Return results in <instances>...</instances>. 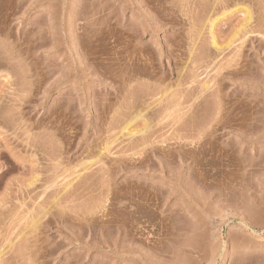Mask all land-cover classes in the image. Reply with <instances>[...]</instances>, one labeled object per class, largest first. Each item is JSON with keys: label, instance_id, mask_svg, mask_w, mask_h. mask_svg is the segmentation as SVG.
Wrapping results in <instances>:
<instances>
[{"label": "rangeland", "instance_id": "obj_1", "mask_svg": "<svg viewBox=\"0 0 264 264\" xmlns=\"http://www.w3.org/2000/svg\"><path fill=\"white\" fill-rule=\"evenodd\" d=\"M239 1L254 33L231 15L218 54L217 0H0V264H264V0Z\"/></svg>", "mask_w": 264, "mask_h": 264}, {"label": "bare ground", "instance_id": "obj_2", "mask_svg": "<svg viewBox=\"0 0 264 264\" xmlns=\"http://www.w3.org/2000/svg\"><path fill=\"white\" fill-rule=\"evenodd\" d=\"M237 1H238V2H237ZM237 1H236V0H217V2H216L217 5H216V6H217V8H219L218 10H219L221 13L215 9L216 6H215V8L212 7L211 10H212V9H215L214 11L212 10V11L214 12V14H215V18H214V16H213V18L211 17V15H214L213 13H212V14H209L210 16H208V13H210L211 10H210V11L208 10L209 12H206L207 14L205 13V17H206V15H207V19H208V20H206V22L208 23V26H209L208 28H209V35H210V41H211L210 44L213 46V49H215V50L218 52V54H220L219 52H222V53H223V51H226V49L223 50L224 47H226V46H223V47H222L221 45L218 44L219 42L216 40L217 37H215V33H214L216 27H218V26L220 25L221 21H224V20L227 19V18L229 19V17H230L231 15H232V16L235 15V13L237 14V13H240V12H244V11H245L246 14H245V12H244V15H247V16H246L247 19H246V22L244 21L245 25H242V30H241V31L243 32V30L247 28L246 31L244 30V31L246 32L245 34H249L250 32H253V30L250 31V32L248 31V27L250 28V30H251V28H254L253 26H252V27L249 26V24H250L251 21H252V17H253V16H252V17L250 16V11H251V10L248 12L246 9H244L245 6H242V7L240 6V5H241L240 3H241L242 1H241V2H240L239 0H237ZM235 2H236V3H235ZM234 3H235V4H234ZM232 5H234V6H236V7H237V6H238V7L240 6V7H239L238 9L236 8L235 10H231V9H229V8L232 7ZM263 5H264V4H263ZM206 6H207V5H206ZM263 7H264V6H263ZM206 8H207V7H206ZM209 9H210V8H209ZM202 10H204V9H202ZM248 10H249V9H248ZM199 11H200V10H199ZM216 11H217L218 13H220V14L216 15ZM200 13H201V12H200ZM203 13H204V12H203ZM261 13H262V12H261ZM251 14H252V12H251ZM252 15H253V14H252ZM201 16H204V15L201 14ZM216 16H217V17H216ZM262 16L264 17V15H262ZM157 17H158V16H157ZM196 17H197V16H196ZM205 17H202V18L205 20ZM198 18H199V17H198ZM202 18H201V19H202ZM201 19H200V20H201ZM228 19H227V20H228ZM259 19H262V18H259ZM196 20H198V19H196ZM262 20H263V19H262ZM160 21H161V20H160ZM253 21H254V20H253ZM195 22H198V21H195ZM202 22H203V21H202ZM202 22H201V24H202ZM256 23H257V21H256ZM182 24H183V23H182ZM203 24L206 25V23H204V22H203ZM218 24H219V25H218ZM198 25H199V24H198ZM205 25H204V26H205ZM251 25H252V24H251ZM257 25H258V24H257ZM175 26H176V25H175ZM193 26H194V25H193ZM195 26H196V25H195ZM199 26H200V25H199ZM202 26H203V25H202ZM260 26H261V25H260ZM206 27H207V26H206ZM255 27H256V26H255ZM175 28H176V27H175ZM194 28H195V27H194ZM261 29H264V26H263V28H261ZM190 30H191V29H190ZM247 31H248V33H247ZM254 31L256 32V30H254ZM257 31H258V28H257ZM261 31H262V30H261ZM194 32H195V31H194ZM194 32H193V33H194ZM200 32H201V31H200ZM258 32H259V31H258ZM262 32H263V31H262ZM196 33H197V32H196ZM238 33H240V32H238ZM253 33H254V32H253ZM200 34H201V33L194 34V35H198L197 37H198V39H200V38H199V35H200ZM202 34H203V33H202ZM251 35H252V36H249L250 39H252V38L255 39V36H254L252 33H251ZM131 36H132V35H131ZM141 36H142V35H141ZM244 36H245V35H244ZM139 37H140V36H139ZM192 37H193V35H192ZM236 37H237V36H236ZM246 37H247V35H246ZM246 37H245V38H246ZM257 38H258V37H257ZM257 38H256V39H257ZM259 38H260V37H259ZM250 39H248V42H249ZM253 39H252V40H253ZM262 39H263V38H262ZM232 40H233V39H232ZM258 40H259V39H258ZM260 40H261V39H260ZM253 41H254V40H253ZM195 42H196V41H195ZM230 42H231V41H230ZM196 43H197V42H196ZM194 44H195V43H194ZM232 44H233V42H232ZM232 44H229V45H231V46H229L230 48L232 47ZM244 44H246V42H245ZM191 45H192V44H191ZM226 45H228V44H226ZM197 46H198V45H197ZM135 47H136V46H135ZM142 47H143V45H142ZM227 47H228V46H227ZM227 47H226V48H227ZM195 48H196V47H195ZM240 48H241V47H240ZM143 49H144V48H143ZM227 49H228V48H227ZM193 50H194V48H193ZM201 50H202V48H201ZM203 50H204V49H203ZM203 50H202V52H203ZM222 50H223V51H222ZM240 50H241V49H240ZM135 51H136V50H135ZM137 51H138V50H137ZM141 51H142V50H141ZM173 51H174V50H173ZM176 51H177V50H176ZM194 51H195V50H194ZM205 51H206V50H205ZM205 51H204V52H205ZM208 51H209V50H208ZM168 52H170V51H168ZM177 52H178V51H177ZM181 52H182V51H181ZM237 52H238V53H237ZM237 52H236V54H237L238 56L240 55L239 53H242V52H239L238 50H237ZM194 53H195V52H193V53L190 52L189 54L192 55V54H194ZM142 54H143V53H142ZM171 54H172V53H171ZM171 54L169 53L168 55H171ZM181 54H182V53H181ZM199 54H200V53H199ZM236 54H235V55H236ZM136 55H137V54H136ZM182 55H183V54H182ZM206 55H207V54H206ZM214 55H215V54H214ZM233 55H234V54H233ZM235 55H234V56H235ZM237 55H236V56H237ZM184 56H185V55H184ZM192 56H193V55H192ZM195 56H196V54H195ZM234 56H233V59H235ZM198 57H200V59L203 58V57L201 58V56H198ZM239 57H241V55H240ZM173 58H174V57H173ZM178 58H179V57H178ZM190 58H191V57H190ZM192 58H193V57H192ZM231 58H232V57H231ZM243 58H244V57H243ZM193 59H194V58H193ZM197 59H198V58H197ZM203 59H204V58H203ZM233 59H232V61L230 60L232 63H233V61H234ZM176 60H177V58H176ZM190 60H191V59H190ZM194 60H195V59H194ZM235 60H236V62H237V59H235ZM188 61H189V60H188ZM195 61H196V60H195ZM197 61H198V60H197ZM139 62H140V61H139ZM176 62H177V61H176ZM179 62H180V61H179ZM179 62H177V63H179ZM191 62H192V61H191ZM200 62H201V61H200ZM228 62H229V60H228ZM231 62H229V64H230ZM234 62H235V61H234ZM180 63H181V62H180ZM184 63H185V62H184ZM151 65H152V64H151ZM196 65H197V64H196ZM228 67H229V66L227 65V68H228ZM174 68H175V67H174ZM179 68L184 69L183 67H179ZM191 68H192V67H191ZM191 68H190V69H191ZM225 68H226V65H225ZM231 68H232V67H231ZM221 69H222V68H221ZM179 71H180V69H179ZM187 71H188V70H186V72H187ZM177 72H178V71H177ZM155 73H156V72H155ZM158 73H159V72H158ZM192 73H193V72H192ZM221 73H222V71H221ZM177 74H178V75H177V79L180 78V79H179L180 81H181L182 78L185 77V75H184V77H183L182 72H181V73L179 72V73H177ZM189 74H190V73H188V75H189ZM161 75H162V74H161ZM163 75H164V74H163ZM222 75H223V74H222ZM150 76H151V75H150ZM192 76H194V75L192 74ZM198 76H199V75H198ZM224 76H225V75H224ZM157 77L159 78L160 76H157ZM170 77H171V76H170ZM194 77H195V76H194ZM133 78H134V77H133ZM152 78H155V76H152ZM160 78H161V77H160ZM196 78H197V77H196ZM149 79H150V78H149ZM155 79H156V78H155ZM162 79H163V78H162ZM166 79H170V78H166ZM190 79H191V78H190ZM192 79H194V78H192ZM160 80H161V79H160ZM186 80L190 81L189 79H186ZM150 81H151V80H150ZM158 81H159V80H158ZM182 81H183V79H182ZM182 81H181V82H182ZM184 81H185V80H184ZM210 81H211V80H210ZM169 82H170V81H169ZM177 82H178V80H177ZM190 82H191V81H190ZM190 82H189V83H190ZM195 82H196V80H195ZM218 82H219V81H218ZM126 83H127V82H126ZM152 83H153V82H152ZM159 83H163V82H159ZM174 83H176V82H174ZM185 83H187V82L185 81V82H184V85H185ZM215 83H216V82H215ZM219 83H220V82H219ZM128 84H129V83H128ZM141 84H142V83H141ZM148 84H150V83H148ZM169 84H170V83H169ZM179 84H180V83H179ZM125 85H126V84H125ZM142 85H143V84H142ZM157 85H158V84H157ZM162 85H164V84H162ZM165 85H166V84H165ZM180 85H181V84H180ZM184 85H183V86H184ZM198 85H199V84H198ZM210 85H211V84H208V83L203 84V86H202V89H203L202 92H204V91L206 92L207 90L209 91V89H210V87H211ZM143 86H144V85H143ZM159 86H160V85H159ZM183 86H182V87H183ZM218 86H219V84H218ZM153 87H154V86H153ZM153 87H152V88H153ZM164 87H165V86H164ZM167 87H168V86H167ZM176 87H177V85H176ZM180 87H181V86H180ZM194 87H195V86H194ZM219 87H220V86H219ZM154 88H155V87H154ZM154 88H153V89H154ZM156 88H157V87H156ZM159 88H160V87H159ZM187 88H188V87H187ZM200 88H201V87H200ZM164 89H166V88H164ZM172 89H173V88H172ZM220 89H221V88H220ZM124 90L126 91L125 88H124ZM124 90H123V91H124ZM151 90H152V89H151ZM154 90H156V89H154ZM159 90H160V89H159ZM159 90L157 89V91H159ZM161 90H162V88H161ZM161 90H160L159 92H161ZM214 90H215V89H214ZM148 91H149V90H148ZM208 91H207V92H208ZM152 92H153V91H152ZM152 92L150 91L148 94L150 95V93H152ZM163 92H164V91H163ZM187 92H188V91H187ZM187 92H185V93H187ZM189 92H190V91H189ZM148 94H147V95H148ZM164 94H167V93H164ZM176 94H177V93H176ZM181 94H182V96H181ZM147 95H146V96H147ZM167 95L170 96V95H172V93H171V94L169 93V94H167ZM167 95H166V96H167ZM177 95H179V93H178ZM183 95H184L183 92L180 93V97H178L177 99H174V100H177V101H174V100H173L172 103H171V102L169 103V104H171V105H168V104H167L168 106H170V107L172 108V109H170V110H174V111H175V110H177L178 108H180V105L183 106L182 103H183V102H186V100L189 98L188 94H187V97H188L187 99H186L185 95H184V96H183ZM199 95H201V94H199ZM127 96H128V95H127ZM164 96H165V95H164ZM164 96H163V97H164ZM166 96H165V98H166ZM173 96L176 97V96L174 95V92H173L172 97H173ZM220 96H221V95H220ZM137 97H138V96H137ZM141 97H142V96H141ZM160 97H161V96H160ZM172 97H170V98H172ZM212 97H213V96H212ZM22 98H23V97H22ZM26 98H27V97H26ZM150 98H151V97H150ZM220 98H221V97H220ZM200 99H201V98H200ZM25 100H26V99H25ZM128 100H129V99H128ZM136 100H137V99H136ZM136 100H135V101H136ZM166 100H167V99H166ZM168 100H169V99H168ZM188 100H189V99H188ZM194 100H195V99H194ZM197 100H198V99H197ZM27 101H28V100H27ZM125 101H126V100H125ZM161 101H162V100H161ZM182 101H183V102H182ZM200 101H201V100H200ZM223 101H224V100H223ZM164 102H165V101H164ZM173 102H174V103H173ZM128 103H129V102H128ZM131 103H132V102H131ZM140 103H141V102H140ZM145 103H146V102H145ZM186 103H188V101H187ZM197 103H198V102H197ZM221 103H223V102H221ZM199 104H200V103H199ZM199 104H198V105H199ZM202 104H203V103H202ZM217 104H218V103H217ZM219 104H220V103H219ZM192 105H193V104H192ZM200 105H201V104H200ZM129 106H130V105H129ZM131 106H132V105H131ZM136 106H137V105H136ZM140 106H141V105H140ZM143 106H144V105H143ZM132 107H134V106H132ZM147 107H148V106H147ZM166 107H167V106H166ZM166 107H165V108H166ZM170 107H168V110H169ZM197 107H198V106H197ZM203 107H204V105H203ZM221 107H222V106H221ZM125 108H126V107H125ZM152 108H153V107H152ZM161 108H162V107H161ZM218 108H219V107H218ZM218 108H217V109H218ZM132 109H133V108H132ZM142 109H143V108H142ZM142 109H140L139 111H142ZM159 110H160V109H159ZM166 110H167V109H166ZM170 110H169V111H170ZM189 110H191V109H189ZM199 110H200V108H199ZM199 110H198V111H199ZM215 110H216V109H215ZM193 111H194V110H193ZM204 111H205V110H204ZM159 112H160V111H159ZM175 112H176V111H175ZM196 112H197V111H196ZM201 112H202V111H201ZM127 113H128V112H127ZM191 113H192V111H191ZM203 113H204V112H203ZM213 113H214V110H213ZM213 113H212V114H213ZM136 114H138V113H136ZM139 114H140V113H139ZM143 114H144V113H143ZM143 114L138 115V116L136 115L135 118H133V117H134V116H133L132 119L130 118L129 121L126 122V125H123V127H121V128H123L122 130H120V131H122V133L124 134L123 137L126 138V137L128 136L127 139L129 140V137H130V138H131V137H133V138H134V137H137V136H138L137 134H141L142 132L144 133V130H145V133H144V134H146V131H147L149 128H152V127H150L149 122L146 121V123L144 124L145 126L143 125L144 127L142 128L143 131H142V129H141V130H137V129L134 130V129H132V127H133L132 125L134 124L135 121L139 120L140 118H142V120L144 119L143 116H142ZM145 114H146V113H145ZM145 114H144V117L147 115V114H146V115H145ZM192 114H193V113H192ZM192 114H191V115H188V116H192ZM149 115H150V114H149ZM152 115H153V114H152ZM186 115H187V114H186ZM161 116H162V115H161ZM188 116H187V117H188ZM196 116H197V114H196ZM127 117H128V116H127ZM130 117H131V115H130ZM146 117H147V116H146ZM146 117H145V118H146ZM149 117H150V116H149ZM150 118H151V117H150ZM150 118H149V119H150ZM184 118H185V117H184ZM195 118H196V117H195ZM198 118H199V117H198ZM149 119H148V120H149ZM152 119H153V118H152ZM158 119H159V117H158ZM207 119H208V118H207ZM212 119H213V118H212ZM154 120H155V119H154ZM176 120H177V119H176ZM195 120H196V119H195ZM216 120H217V119H216ZM161 121H162V120H161ZM184 121H185V120H184ZM195 122H196V121H195ZM121 123H122V122H121ZM124 123H125V122H124ZM124 123H122V124H124ZM210 123H211V122H210ZM134 126H135V125H134ZM116 127H117V126H116ZM119 127H120V126H119ZM153 127H154V126H153ZM109 129H111V128H109ZM131 129H132V130H131ZM184 129H185V128H184ZM195 129H196V128H195ZM111 130H112V129H111ZM102 131H103V130H102ZM118 131H119V130H118ZM120 131L118 132L119 135L121 134ZM141 131H142V132H141ZM195 131H196V130H195ZM198 131H199V130H197V132H198ZM105 132H106V131H105ZM111 132H112V131H111ZM111 132H110V133H111ZM113 132H114V131H113ZM113 132H112V133H113ZM139 132H140V133H139ZM153 132H154V131H153ZM106 133H107V132H106ZM147 133H149V132H147ZM119 135H118V136H119ZM121 135H122V134H121ZM136 135H137V136H136ZM155 135H156V134H155ZM150 136H151V135H150ZM150 136H149V139H151ZM142 137L145 138V135H143ZM114 138H115V137H114ZM144 138H141V137H140V139H141L140 141H142V143L139 141V143L142 144V145H140L141 147L144 146V145L147 143V142L145 141V140L147 139V136H146L145 139H144ZM135 139H136V138H135ZM117 140H118V139H117ZM131 140H132V138H131ZM133 140H134V139H133ZM136 140H137V139H136ZM147 141H148V139H147ZM108 142H109V141H108ZM110 142H111V141H110ZM113 142H114V141H113ZM128 143H129V142H128ZM136 144H137V143H136ZM106 145H107V148L105 147V145L103 146V148L105 147V151H108V149L110 150L109 146L111 145V143H110V145H108V144H106ZM129 145H130V148H131L132 146L136 147L135 144H134V145L128 144V149H129V150H130ZM147 145H150V144L147 143ZM137 146L140 147L138 144H137ZM134 147H132L131 149H136V148H134ZM123 148H124V147H123ZM143 148H144V147H143ZM106 149H107V150H106ZM138 149H139V148H138ZM148 149H149V148H148ZM154 149H155V148H154ZM100 150L103 151L102 149H100ZM143 150H144V149H143ZM101 151L98 152V153L100 154ZM105 151H103L104 153H103V152H102V153H103V154H106ZM139 151H140V150H139ZM144 151H145V150H144ZM84 152H85V151H84ZM125 152H126V150H125ZM128 152H129V151H128ZM132 152H134V151H132ZM135 152H136V151H135ZM157 152H158V151H157ZM56 153H57V152H56ZM95 153H96V152H95ZM62 154H63V153H62ZM68 154H69V153H68ZM103 154H102V156H104ZM184 154H185V153H184ZM89 155H90V154H89ZM169 155H170V154H169ZM54 156H55V155H54ZM106 156H107V155H106ZM97 157H98V156H97ZM99 157L102 158L101 156H99ZM91 158H92V157H91ZM97 159H98V158H97ZM168 159H169V158H168ZM85 160H86V159H85ZM190 160H191V159H190ZM86 161H87V160H86ZM121 162H122V161H121ZM123 162H124V161H123ZM86 163H87V162H85L84 164H86ZM90 163L93 164L94 161H92V162H90ZM90 163H89V164H90ZM102 163H103V162H102ZM106 163H107V162H106ZM112 163H113V162H112ZM115 163H116V162H115ZM146 163H147V162H146ZM89 164H88L86 167L83 165V166L85 167V168L83 167V168H84V169H83L84 171H88V170H90L91 167H92L95 163H94L92 166H91V164H90V165H89ZM129 164H130V163H129ZM194 164H195V163H194ZM105 165H106V164H105ZM114 165H115V164H114ZM61 166H62V164H61ZM107 166H108V165H107ZM107 166H106V167H107ZM112 166H113V165H112ZM135 167H136V166H135ZM58 168H59V167H56V169H58ZM108 168H109V167H108ZM117 168H118V167H117ZM56 169H54V171H55ZM104 170H105V169H104ZM58 171H59V170H58ZM115 171H116V170H115ZM56 173H57V171H56ZM104 173H105V172H104ZM106 174H107V172H106ZM80 175H81V174H80ZM108 175H109V174H108ZM87 176H88V175H87ZM87 176H86V177H87ZM80 177H81V176H80ZM80 177H79V178H80ZM86 177H85V178H86ZM37 178L39 179L40 177L37 176ZM52 178H53V176H52ZM83 178H84V177H83ZM38 179H37V180H38ZM90 179H91V177H90ZM52 181H53V180H52ZM52 181H51V182H52ZM73 181H74V180H73ZM33 182H34V186H35V181H33ZM33 182H32V183H33ZM74 182H75V181H74ZM36 183H37V182H36ZM72 183H73V182H72ZM30 184H31V183H30ZM54 184H55V182L53 183V185H54ZM67 184H68V183H67ZM81 184H82V183H81ZM89 184H90V183H89ZM77 185H78V184H77ZM29 186H30V185H29ZM31 186H32V184H31ZM75 186H76V185H75ZM75 186H74V187H75ZM85 186H86V185H85ZM49 187H50V186H49ZM64 187H65V186H64ZM64 187H63V188H64ZM71 187L73 188V184H71V183H69V185H67V187H65V189H64L65 194H66V190H67L68 188H71ZM78 187H79V186H78ZM47 189H48V188H47ZM80 189H81V188H80ZM68 190H69V189H68ZM68 190H67V191H68ZM70 190H71V189H70ZM84 190H85V189H84ZM82 191H83V190H82ZM72 192H73V191H72ZM67 193L70 195V192H67ZM74 194H75V193H74ZM79 195H80V194H79ZM64 196H65V195H63V197H64ZM71 196H72V195H71ZM76 196H78V195H76ZM59 197H60V196H59ZM65 197H66V196H65ZM68 197H69V196H68ZM68 197H66V198L68 199ZM66 198H65V199H66ZM69 198H70V197H69ZM71 198H72V197H71ZM56 199H57V198H56ZM56 199H55V200H56ZM55 200H54V201H55ZM59 200H60V198H58V202H59ZM53 204H54V205H55V204L57 205V202H56V203H53ZM56 205H55V206H56ZM53 207H54V206H53ZM48 212H49V211H48ZM48 212H46V213H48ZM46 213H45V214H46ZM45 214H44V216H45ZM41 215H43V214H41ZM44 216H43V217H44ZM41 218H42V216H41ZM41 218H40V219H41ZM49 220H50V219H49ZM36 221L38 222V220H36ZM47 223H48V222H47ZM36 224H37V223H35V225H36ZM37 225L39 226V224H37ZM32 226L34 227V224H32ZM35 228H36V227H34V229H35ZM32 229H33V228H32ZM37 229H38V228H37ZM31 243H32V241H31ZM33 243H34V242H33ZM35 244H36V243H35ZM35 244H34V246H36ZM31 247H32V246H31ZM1 253H2V252H1ZM0 255H1V254H0ZM3 255H4V254H3ZM1 257H2V256H1ZM1 257H0V258H1ZM1 259H2V258H1Z\"/></svg>", "mask_w": 264, "mask_h": 264}]
</instances>
